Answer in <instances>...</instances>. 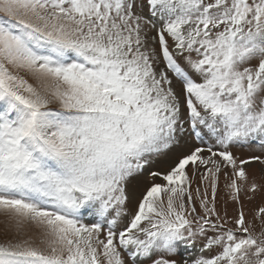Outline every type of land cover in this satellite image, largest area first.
Instances as JSON below:
<instances>
[{"label":"snow or ice","instance_id":"1","mask_svg":"<svg viewBox=\"0 0 264 264\" xmlns=\"http://www.w3.org/2000/svg\"><path fill=\"white\" fill-rule=\"evenodd\" d=\"M0 264H264V0H0Z\"/></svg>","mask_w":264,"mask_h":264},{"label":"rangeland","instance_id":"2","mask_svg":"<svg viewBox=\"0 0 264 264\" xmlns=\"http://www.w3.org/2000/svg\"><path fill=\"white\" fill-rule=\"evenodd\" d=\"M234 153L241 157V158H247L250 155H261V151L258 147L253 148L251 150L246 149V148H235L233 149ZM168 167V160L167 158H161L159 160H157L156 162H154V164L152 165L151 170H159V171H165L167 170ZM260 165L259 164H254L251 168V171L253 172V174H255V176L257 177V179H259L260 176ZM142 187L144 185H146L149 182V178L147 175V171L145 172V174L141 177L138 178L137 181ZM220 195H223V192L220 193ZM259 197L257 198V202H259Z\"/></svg>","mask_w":264,"mask_h":264}]
</instances>
